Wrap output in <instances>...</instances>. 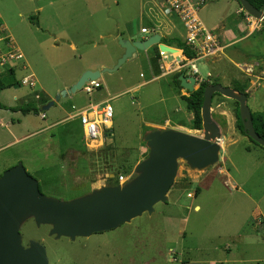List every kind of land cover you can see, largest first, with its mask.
I'll return each mask as SVG.
<instances>
[{"label":"rangeland","instance_id":"374dc122","mask_svg":"<svg viewBox=\"0 0 264 264\" xmlns=\"http://www.w3.org/2000/svg\"><path fill=\"white\" fill-rule=\"evenodd\" d=\"M116 2L118 4L115 0H0V24L23 46L37 68L39 85L32 89L21 86L20 91L34 95L41 86L54 99L59 92L55 88L61 82L51 69L52 65L67 59L72 63L84 58L83 52L91 48L90 43L82 41L86 40L84 38L88 39L94 31L103 34L105 30H111L122 18L137 17L141 3L147 6V0ZM213 3L206 6L211 7ZM219 3L225 6V0H219ZM205 7L201 9V15H204ZM55 14L61 18H53ZM39 15L52 26L63 23L65 32L80 47L72 51L67 43L56 46L53 37L38 38L39 25L32 24L29 17L38 20ZM0 33L5 34L1 26ZM46 34L50 32L46 31ZM106 41H100V46ZM243 43L229 49H242ZM249 49L252 59L264 58V45ZM129 61L118 70L104 73L100 79L102 89H94L91 94L79 90L61 97L47 110H41L33 100L31 104L37 111L26 114L0 108L5 111L0 113V175L21 163L38 182L44 196L57 200L81 198L93 189L117 185L118 175H127L129 180L136 178L138 173L134 168L148 154L144 141L147 132L170 126L191 130L193 113L185 108L181 99L188 92L170 88L171 77L152 80L146 72L145 61L134 64ZM203 62L200 60L196 65L200 74L206 77ZM229 67L233 73L237 71L234 66ZM141 70L146 72L144 78L139 76ZM20 71L17 70L18 77L29 73ZM137 85L139 87L133 89ZM11 91L10 88L1 91L2 104L13 101ZM106 98H110L114 111L111 135L102 148L88 151L76 115L90 102ZM226 99L213 97L210 111L215 122L221 120L220 108L216 105ZM226 101L236 106L235 101ZM17 103L21 104V101ZM175 108L180 110L174 113ZM9 121L11 127L4 126ZM150 123L159 127L149 126ZM194 135L204 137L205 132L201 127ZM245 139L229 144L226 140L218 162L204 172L192 170L184 161H179L167 201L157 203L150 215L144 213L112 230L74 240L56 239L49 235L48 225L36 226L32 218H27L19 228L22 243L27 246L30 240L40 242L46 249L49 264H193V261L213 264L206 262L208 260H215L217 264H264L259 262L264 261V221L258 226L257 237L235 238L239 229L255 230L256 205L264 217V148L247 137ZM246 147L251 150L247 151ZM220 169L222 172H218ZM196 205L198 209H195ZM251 242H257V245L251 246ZM225 244L230 245V252L220 246ZM217 246L220 250H216ZM188 248L191 249L187 254L189 257H183V262L180 254Z\"/></svg>","mask_w":264,"mask_h":264},{"label":"water","instance_id":"95a60500","mask_svg":"<svg viewBox=\"0 0 264 264\" xmlns=\"http://www.w3.org/2000/svg\"><path fill=\"white\" fill-rule=\"evenodd\" d=\"M237 1L245 13L264 23V10H258L248 0ZM160 40L157 33L141 40L118 36V45L124 52L112 68L83 71L70 87L60 90L54 99L42 105L41 110L49 109L61 97L82 90L87 82L98 80L101 73L115 71L136 51H145L157 45L160 52H177V49L163 45ZM177 80L180 87L189 93L197 89L192 76L180 73ZM214 93L238 103L247 137L264 148V139L254 130L246 95L213 84L206 86L203 93L200 114L204 137L173 128L152 129L144 136L148 154L134 168L137 177L123 185L93 189L81 198L57 200L44 196L38 182L18 163L0 175V264H49L46 249L40 242L30 240L27 246L22 243L19 228L27 218H32L36 226L48 225L49 235L56 239L89 237L129 223L144 213L152 214L157 203L167 201L179 161H184L190 169L198 171L216 164L221 150V137L210 111Z\"/></svg>","mask_w":264,"mask_h":264},{"label":"crops","instance_id":"0c3cea01","mask_svg":"<svg viewBox=\"0 0 264 264\" xmlns=\"http://www.w3.org/2000/svg\"><path fill=\"white\" fill-rule=\"evenodd\" d=\"M196 1V0H192ZM210 2H215L211 7H207L206 5ZM115 3L118 4V2ZM219 0H203V4L199 10V17L204 24V26L211 31L216 38L220 41V43L224 46L222 53L218 56L210 59L203 60L204 67L207 69L206 77L202 74L200 76L204 79L209 80V78L214 79L215 81L207 82L208 85L213 84H220L224 87H229L235 93L238 92L237 88H244L246 93V104L252 113H258L264 111V58H257L252 59L250 55L252 54L250 46L261 48L264 45V23L255 21L257 19H252L249 17L242 9L240 4L237 0H225V6H221ZM206 6V7H205ZM204 8V15H201L200 11ZM40 10L44 13V8L40 6ZM60 19L61 17L58 14H55V17ZM106 20L110 22V18L107 17ZM39 30L41 33L38 34V38H50L53 37V40L57 42L56 46L67 43L68 47L75 51L80 46L79 44L73 40L70 35L65 32L64 24L61 23L60 26H52L51 24L47 23L43 16L39 15L38 19ZM4 33L6 36L10 37L12 40L13 45L21 52L23 55V61L18 62L16 65L8 67V68H0V73L3 74L5 77L8 73L12 72L13 79L17 82L16 85H13L10 88L12 91V102L9 104H3L6 107H17L22 106L25 104H31L34 100L38 106H42L46 104L48 101L52 99V96L49 95L50 92H45V90L40 86V91H36L34 95H31L27 92H21L20 87L22 85L21 79L25 76H32L35 81L36 88L39 85L37 73H36V66L34 62L31 61L30 55L26 52L23 46L17 41L12 38L9 34L6 33V29L2 26ZM112 26L111 30H105V33H93L90 34V37L84 38L86 40H82L84 43H90L91 48L87 51V49L83 52L85 54L84 58H80L79 61L70 63V60L59 61L55 65H52L51 69L53 70L55 76L60 78V84L55 88V91H60L61 89H66L70 87L82 74L85 70H101L103 68H112L117 60L121 57L124 50L118 45L117 37L121 36L123 39L128 40H141L145 37H148L152 34H159L161 37L160 42L163 45L168 47H172L177 49L175 53H165L159 51L157 45H153L145 51H136L132 54V56L124 61L116 70L120 69L123 64L129 62H143L147 64V73L151 75L152 80H159L164 77H161V70L159 68L160 64L170 63L174 60H179L184 56V53L181 49L177 48L178 43L184 42V28L176 16H164L160 11V2L159 0H147V6L145 3L140 4V10L138 16H130L128 18H122L119 22H116L115 27ZM143 28L148 29V33H143L141 30ZM46 31L50 32L49 35L46 34ZM257 35L255 36V34ZM107 35V37H106ZM47 36V37H44ZM251 38V39H250ZM107 39L108 42H104L102 46H100V41H104ZM243 43L242 49H229L230 47L234 46L235 44ZM100 47V49H99ZM87 51V52H86ZM236 61V62H235ZM253 65L255 70L256 77H250L246 75L240 67L242 65ZM229 65L234 66L237 68V71L233 73V70L229 67ZM21 70L20 72H29L28 74L17 76V70ZM199 69V68H198ZM45 71V68H44ZM145 70H141L139 76L144 78L146 75ZM200 72V70H199ZM106 72L101 73L98 82L100 83L99 89H102L103 84L101 82V78L103 74ZM183 72H175L173 74L167 75L166 77H171L169 79L170 83L168 86L170 88H175L177 90L183 89L180 85H177L173 77L174 75H179ZM184 75L189 76L188 72H184ZM165 77V78H166ZM259 78V79H258ZM259 80V81H258ZM206 82V81H205ZM144 82H142L143 84ZM260 84L259 86L257 84ZM139 85L133 87V89L138 88ZM178 87V88H177ZM6 89V88H5ZM32 89V88H31ZM4 90V89H3ZM1 93V92H0ZM92 93V92H91ZM216 95L221 96L220 94L214 93L213 97ZM30 97V98H29ZM224 97V96H223ZM226 98V97H225ZM232 100V99H226ZM221 102L216 105L219 109L220 114V122H216L219 133H220V145L222 151L224 150L225 141L229 143H235L240 139L246 140L244 135H242L236 128V116L235 112L237 109L236 106L232 104V102L226 101ZM21 101V104L17 102ZM103 101H109L110 98H106L100 100L98 102H90V103H100ZM226 101V103H225ZM234 101V100H233ZM236 102V101H235ZM211 104V103H210ZM88 105V104H87ZM87 105L85 107H87ZM239 106V105H238ZM180 108H175L174 113L178 112ZM81 111V110H80ZM79 111V112H80ZM3 110H0L1 114H4ZM7 112V111H6ZM17 114V113H15ZM9 116V115H7ZM41 118H45V115L42 114ZM167 122L169 123L170 120L168 119ZM3 125V124H2ZM6 127H11L10 121L7 124H4ZM149 126L152 127H159L156 123H150ZM162 128V127H161ZM167 128V127H166ZM168 128L175 129L176 127L170 126ZM178 128V127H177ZM176 128V129H177ZM178 130V129H177ZM189 134L194 135L199 131V129L191 128V130H180ZM12 134V132H10ZM12 137L15 135L12 134ZM108 138V137H107ZM105 138L104 141L107 139ZM248 138V137H247ZM17 138H15L16 140ZM103 141V143H104ZM91 145L85 146L86 150L93 151L98 149H91ZM98 142L97 147L102 148ZM247 151H250V147H246ZM220 154V153H219ZM220 156V155H219ZM207 170V169H205ZM205 170H202L203 172ZM218 172H222L220 169ZM251 202L258 204V201H254L250 199ZM257 207V217L254 219L255 222V230L250 231H243L239 229V233L235 235V238L244 240L245 238H252L257 237L255 233L258 231V226L262 224L264 221V217L262 212ZM199 206L196 205L195 209H198ZM169 219H174L172 216H168ZM263 217V218H262ZM241 235V236H240ZM244 238V239H243ZM245 239V240H248ZM264 242V241H263ZM251 246L257 245V242H251ZM223 246L222 249L231 251L230 245H220ZM220 246L216 247V250H220ZM191 249H186L185 253L180 254L182 257V261L185 262V258H188L187 255ZM185 257V258H183ZM187 261V260H186ZM206 262H213V264H217L215 260H208ZM263 263L264 261H259ZM193 264H199L197 261H193Z\"/></svg>","mask_w":264,"mask_h":264},{"label":"built area","instance_id":"2783aa9c","mask_svg":"<svg viewBox=\"0 0 264 264\" xmlns=\"http://www.w3.org/2000/svg\"><path fill=\"white\" fill-rule=\"evenodd\" d=\"M159 2L160 11L164 16L173 15L179 19L185 32L184 43L195 52L193 58H189L184 54L179 60L160 64L161 77H166L175 72H188L189 77L195 78L194 86L197 88L204 82V79L200 76L196 62L218 56L222 53L224 46L204 26L199 17V10L203 4V0H159ZM141 31L148 33V29L146 28H143ZM162 54L165 53L162 52ZM20 61H23L21 52L13 45L10 37L0 33V68L14 66ZM240 69L246 75L256 77L253 65L244 64ZM21 83L30 88L35 87V81L30 75L23 77ZM257 85L259 86L260 84L258 83ZM99 87L100 83L98 80H95L87 82L82 90L87 94H91L94 89H98ZM76 117H78L82 127L83 140L86 146L91 145L95 141H98L102 146L104 139L111 135L109 133L112 132L114 111L109 101L89 103L87 107L77 113ZM99 148L91 147V149ZM128 180L129 176L127 175L117 176V181L120 185H123Z\"/></svg>","mask_w":264,"mask_h":264},{"label":"trees","instance_id":"16d2710c","mask_svg":"<svg viewBox=\"0 0 264 264\" xmlns=\"http://www.w3.org/2000/svg\"><path fill=\"white\" fill-rule=\"evenodd\" d=\"M248 1L250 4H252L258 10H262L264 8V0H248ZM29 20L32 24L38 26V20L36 19V17L31 16V17H29ZM177 48L181 49L183 51V53L189 58H193L195 56V52L193 50H191L184 42L178 43ZM3 76L4 75L0 73V92L7 87H11V86L17 84V82L13 79L12 72L8 73V75H6V77L5 76L3 77ZM177 76H178L177 74L174 75L173 80L177 85H179V81L177 80ZM206 86H208V83L203 82L197 87V89L195 91H193L191 93L188 92L187 96L181 97V99L185 102V108L193 113L192 128H194V129H201V127H202V120H201L200 112H201V106H202V102H203V93H204V89ZM236 90L239 93H244L246 95L244 88L241 87V88H237ZM216 94H218V93H216ZM236 104H237V109L235 112L236 128L242 135L247 136L246 132L243 129V123H242V120L240 118L238 103L236 102ZM0 108L9 109L12 111H21L24 114H26L32 110L34 112L37 111L36 106H34L33 104H25V105L17 106V107H6L0 102ZM251 115H252V123H253V127H254L255 132L262 139H264V111L258 112V113H252ZM249 140L253 141L250 138H249ZM254 143H256V142H254ZM113 185H116V184H113Z\"/></svg>","mask_w":264,"mask_h":264},{"label":"bare ground","instance_id":"6f19581e","mask_svg":"<svg viewBox=\"0 0 264 264\" xmlns=\"http://www.w3.org/2000/svg\"><path fill=\"white\" fill-rule=\"evenodd\" d=\"M98 145V141L93 142V145L91 147L96 148Z\"/></svg>","mask_w":264,"mask_h":264}]
</instances>
